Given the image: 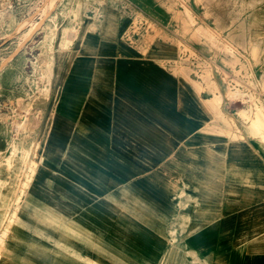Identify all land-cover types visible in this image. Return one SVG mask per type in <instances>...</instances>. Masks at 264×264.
Wrapping results in <instances>:
<instances>
[{"label":"rangeland","instance_id":"obj_1","mask_svg":"<svg viewBox=\"0 0 264 264\" xmlns=\"http://www.w3.org/2000/svg\"><path fill=\"white\" fill-rule=\"evenodd\" d=\"M64 1L78 4L0 0V252L41 154L26 193L29 204L18 209L19 236L4 239L13 252L95 253L102 259L96 264H176L170 260L174 246L183 264H251L264 233V148L252 138L264 141V0H114L115 5L81 0L80 18L101 24L89 35L107 36H90L91 52L69 55L79 45H65L67 78L41 147L56 28L46 39V26L25 31ZM121 6L125 19L118 25ZM10 16L16 23L8 22ZM123 54L173 67L181 83L194 90L204 124L221 133L199 131L182 140L166 136L161 144L158 134L136 120L110 133L75 131L74 96L85 91L79 75L90 71L88 60L94 67L86 76V92L102 98L112 86L106 65ZM204 92L207 98L200 97ZM212 139L226 144L225 152L211 148ZM232 142L239 146L235 153ZM75 156L80 158L71 163ZM172 158L190 163L193 180L183 182H206L212 195L204 198L182 180L174 183L167 174L182 179L181 170L188 167H175ZM100 174L113 175V181ZM230 181L238 185L228 186ZM135 185L144 188L136 192ZM34 206L45 209L48 220ZM10 256H1L0 264ZM256 261L264 264V256Z\"/></svg>","mask_w":264,"mask_h":264},{"label":"crops","instance_id":"obj_2","mask_svg":"<svg viewBox=\"0 0 264 264\" xmlns=\"http://www.w3.org/2000/svg\"><path fill=\"white\" fill-rule=\"evenodd\" d=\"M77 1L78 4H72L64 1L62 3V7L57 11H47L43 13V15L40 14V17L45 16L47 20V22H43V24L41 25L42 28H44L45 26L46 28L48 27L45 39L49 33L50 28L55 25L56 29L54 33L53 46L57 45L56 49L52 48V50L50 51V76L48 78V92L46 94V98H51V106L46 111L44 122L41 124L39 130V134L42 132L41 147L47 139L49 128L51 127L53 117L62 97L61 94L63 92V84L65 82V79L67 78L68 70L62 62L65 53V45H72L74 43H77V45H79V47L74 48L71 51H67L69 52V55H72V53L78 54L79 52L84 50H87L85 52H91V48H89L91 41H89L90 39L88 38H90V36L99 37L106 35L101 33H93V35H89V32L98 31L99 29H101L100 21H90L86 19L83 20V18H80L79 14L82 2L81 0H75V2ZM108 2L111 5L116 4L114 0H108ZM123 8L124 7L121 6V8H119L116 12V21L118 25H121L125 19ZM62 9L65 12L62 16L64 19H62L61 23H59L58 17L59 15H61L60 11ZM14 20L16 23V19ZM66 20L70 22L66 23ZM35 21L38 22V20ZM108 30H113V27H111V29L108 28ZM9 34V32L6 33V35ZM118 58L119 59L113 62H109L106 65V68L111 70L112 72V86L102 98L90 96L92 94H88L86 92L88 90L85 86L87 83L86 76L91 73L94 67L93 62L87 59L89 65L88 68L90 71L86 74L79 75L81 79V85H83L81 89L84 88L85 91L83 94L80 92L79 95L74 96L75 104L73 117L75 131H78L76 130V127H80V130L84 132L94 131L98 133H110L119 128L127 126L130 124V122L136 120L139 124L143 125V127H145L147 131H153L154 133L158 134L157 141L161 144L162 142L160 140L162 138H165L166 136H177L178 139L182 140L187 138L189 135L198 133L199 131L202 133L220 132H218L217 129V131H213L215 128L214 125L206 126L204 124V121L202 120L203 115L200 110L196 109L194 104V90L190 86L185 87L181 83V81L173 73V67L165 68L161 64H159L158 61L153 57H144L141 55L123 54ZM170 68H172V70ZM177 81L179 82V85H181L180 89ZM180 92L183 95H181ZM82 95H84V104L80 103V101L82 100ZM131 95L135 96L131 97ZM199 95L202 98H207L209 96L205 92L202 94L200 93ZM134 101H136V103ZM106 102L110 103L107 104ZM25 111L28 112V110ZM25 116H27V114H25ZM15 118L17 117L13 116L10 118V122H12V124ZM34 119L39 121V116H34ZM63 131L64 129L58 130L59 133H63ZM252 138L257 139L264 148L263 140H260L256 137ZM201 139L204 138L201 137ZM204 140L209 143L211 139ZM212 141H214V143L210 145L212 146L211 148H217L220 152H225L226 144L222 145L217 142L216 139H212ZM80 146V148L87 147L85 145L82 147V144ZM153 147L159 148L161 147V145H153ZM229 147L232 148L234 153L239 148L238 144L234 142H232ZM74 150L77 149L75 148ZM262 150L264 151V149ZM83 154L86 156V150H84ZM78 158L80 157L75 156L72 159H69V161L71 163H74V161H76ZM43 159L44 158L42 157V155L39 154V158L32 169V173L25 187L19 207L27 206L29 204V200L26 199V193L28 188L30 187L32 176L34 173H36L37 169L40 168V163ZM177 160L178 159L172 158V165H174L175 167H177L178 165H186L188 168L181 170L183 171L181 176L184 177L182 179H179L177 174L172 175L171 173H166L168 176H170L173 182L177 184L178 181L182 180L183 184L189 186L191 185V190L199 193L204 198H208L210 195H212L210 191L211 185H208L206 182H201L198 184L183 182V180H193L194 175L191 172L192 169L190 168L191 166L188 161H183L186 162L183 163L178 162ZM87 169L88 168H85V171H87ZM179 171L180 170H177L175 168V172L178 173ZM100 177L105 180H108L109 178V181H113L112 178H114L113 175H109V177H106L102 176L101 174ZM197 177L208 179L205 173H199ZM216 185H213V189L211 190H217ZM227 185L234 187L238 184L230 181L227 182ZM134 187L135 188H133L132 190L136 192H140L144 188V186L143 188H141V185H138V187H136L135 185ZM174 187L175 186L171 188V191L174 190ZM222 193L217 194L216 196H219ZM18 209L16 210V217L10 223L8 232L4 239L18 238L19 236L21 221L18 215ZM34 209L39 213L38 215L42 220H48V215H46L47 211L45 209L36 206H34ZM188 217H190L189 214ZM3 243L0 257L11 255L8 259L7 264H96V260H102L101 258H98L97 254L95 253H15L11 248L6 247ZM255 249L261 251L252 252L251 264H257L256 260L264 256V233L258 237V243L256 244ZM177 254L178 248L173 246L170 252V260L175 259L176 264H183V262L178 259ZM221 264H226V262H223Z\"/></svg>","mask_w":264,"mask_h":264},{"label":"bare ground","instance_id":"obj_3","mask_svg":"<svg viewBox=\"0 0 264 264\" xmlns=\"http://www.w3.org/2000/svg\"><path fill=\"white\" fill-rule=\"evenodd\" d=\"M47 1H49V2H51V0H47ZM53 2L52 3H54V0H52ZM1 15V14H0ZM1 18V17H0ZM44 19H46V17L45 16H42V17H40V20L37 22V24L36 25H31L26 31H25V33L26 34H29V32L33 29V27H36V28H38V27H41V25L43 24V21H44ZM13 21H14V17L13 16H10L9 17V23L10 24H12L13 23ZM8 23V24H9ZM25 25V23L23 22L19 27L21 28V27H23ZM35 28V29H36ZM31 36V35H30ZM30 38V37H29ZM26 39H27V37H26ZM16 52V51H15ZM12 57V56H11ZM260 108H261V106H260ZM254 123H255V121H253ZM255 125H258V124H255Z\"/></svg>","mask_w":264,"mask_h":264},{"label":"water","instance_id":"obj_4","mask_svg":"<svg viewBox=\"0 0 264 264\" xmlns=\"http://www.w3.org/2000/svg\"><path fill=\"white\" fill-rule=\"evenodd\" d=\"M38 12H39V10H38V11H35V12L33 13V15H32V16L36 15Z\"/></svg>","mask_w":264,"mask_h":264}]
</instances>
